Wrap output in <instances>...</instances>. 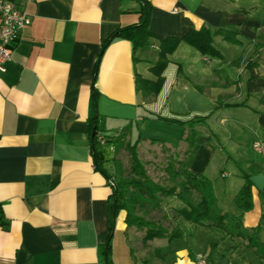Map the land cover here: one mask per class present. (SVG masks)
Segmentation results:
<instances>
[{
  "label": "crops",
  "instance_id": "0c3cea01",
  "mask_svg": "<svg viewBox=\"0 0 264 264\" xmlns=\"http://www.w3.org/2000/svg\"><path fill=\"white\" fill-rule=\"evenodd\" d=\"M8 1L31 24L0 74V264H101L111 188L92 157L89 122L96 115L98 137L131 125V135L142 136L143 127L142 137L156 139L146 131L157 124L165 134H178L175 142L161 141L184 149L187 128L155 116L180 122L206 117L194 126L199 148L188 170L203 174L213 161L212 134L231 152L224 166L233 169L222 171L226 195L216 196L217 203L241 214L234 198L245 174L253 206L243 225L259 224L264 161L251 144L264 139V0H147L154 38L134 54L129 41L115 39L99 59L115 30L139 22L137 0ZM201 27L230 30L240 43L215 36L221 56L211 57L180 42L168 56L158 94L137 88L136 77L156 79L149 68L157 53L148 54V47L157 51L161 40ZM124 218L120 212L115 220L111 264H196L199 255L209 264H257L244 247L232 250L221 230L185 221L179 223L182 237L154 239L140 257L129 245Z\"/></svg>",
  "mask_w": 264,
  "mask_h": 264
},
{
  "label": "trees",
  "instance_id": "16d2710c",
  "mask_svg": "<svg viewBox=\"0 0 264 264\" xmlns=\"http://www.w3.org/2000/svg\"><path fill=\"white\" fill-rule=\"evenodd\" d=\"M141 4L140 20L137 24L130 25L115 30L103 43L98 59L101 57L108 45L115 39H125L131 43L133 54L148 45V40L154 38L149 30V19L151 7L147 0H137ZM220 36L223 40L239 44L236 33L225 30H211L207 27L191 29L182 38L170 37L160 41L157 59L149 68L150 73L156 78L153 80L136 77L137 88L145 92L146 95L155 97L163 84L162 73L168 64V56L174 53L180 42H185L203 55L220 57L219 52L213 47V37ZM98 63V61H97ZM97 65V64H96ZM94 104L96 105V94L93 93ZM219 106V105H218ZM206 117L196 118L187 122L163 118L156 115L155 120L187 128L183 141L187 148L184 152L186 160L177 161V169L167 167L170 178H180L177 185L169 188L155 183L147 174L146 164L138 155L137 146L141 140H148L152 143L165 144L161 140L149 139L137 136L133 143L127 139L131 134V125L124 127L114 135L99 136V118L96 115L89 122V134L91 137V152L95 169L101 172L108 180L111 194L107 202L109 216L108 236L101 248V264H111V241L115 220L120 212L125 213L124 223L126 230L136 228L144 231L142 241L148 243L154 239H167L172 241L183 236L179 227L173 228L168 232V228L156 223L153 220L145 219L137 215L136 210L141 209L147 204L155 207L159 206V197L176 198L181 206L174 210V217L183 219L189 224L215 228L224 232V235L233 241L232 250L239 247L252 251L257 264H264V215L260 222L253 228H246L243 225V215L252 209V184L248 177L243 174L244 183L234 198V202L241 210L238 216L224 212L217 204V199L213 193L211 182L202 174L191 173L188 168L198 151L199 144L197 138L199 133L194 129L197 123H204ZM208 141L214 143V136L210 134ZM171 147H177L172 144ZM125 149L129 156V169L125 174L121 166L114 160L112 151L118 153ZM111 164L114 170L112 175L105 167ZM198 195V198L195 195Z\"/></svg>",
  "mask_w": 264,
  "mask_h": 264
},
{
  "label": "rangeland",
  "instance_id": "374dc122",
  "mask_svg": "<svg viewBox=\"0 0 264 264\" xmlns=\"http://www.w3.org/2000/svg\"><path fill=\"white\" fill-rule=\"evenodd\" d=\"M146 51L148 52V54H150L149 52L154 53V56H155V54L158 53V48L156 51L148 47ZM158 127L159 126L157 124L151 125L150 127H148L146 131V136H149V137L152 136L156 138L157 140L166 139L167 141H171V142L177 141L178 134H174V133L165 134V132L162 129H159ZM142 128L143 127L141 128L139 127V130L140 132H142L141 135L145 136L143 131H141ZM137 136L130 134L127 140L130 143H133L135 139L137 138ZM211 145L213 149L217 151V153L214 156L213 161L206 168L205 172L202 175L211 182L212 190L216 197L221 194L226 195V194H223L224 192L223 191L224 179L222 177L223 169L226 173H228V175L232 173L231 170L233 169H231L232 167H229L228 165L226 167L224 166V164L226 163L228 159L231 160L230 159L231 152L228 149L226 150L222 146L219 147V144H217L215 141ZM215 145L218 146V148L220 149H217ZM185 150L186 148L184 149L181 146L174 148V147H171L169 144L152 143L148 140H141L137 146V152H138L139 158L146 164L147 174L150 176V178L155 183H158L166 188H169L173 185H177L179 180H181L180 178H177V179L174 178L172 180L170 178V173H168L167 171V167L169 166V167L174 168V170H176L178 167L177 161L180 160L181 162H184L186 160V158L184 157ZM111 154L113 155L114 160L119 163L124 173L127 174L128 169H129V156L126 150L122 149L118 153L112 151ZM219 155L222 157L221 160H220ZM105 167L107 169L109 167L110 168L109 172L112 175L114 174V170L111 164H106ZM235 168L237 169V166H235ZM195 197L198 198V195L196 194ZM222 198L223 197H221V200H220L221 203L223 202ZM158 203H159L158 207H155L151 204H147V206L136 210V214L143 216L145 219L153 220L156 223L167 227L168 232H171L173 228L179 227L180 222H184L183 219L174 217V210L181 206V203L176 198L159 197ZM143 235H144V231L138 230L136 228H131V229H128L127 231L129 245L131 246L132 251L134 253H137L138 256L140 257L145 254L144 250L146 248V243L142 241ZM244 250L248 252H252L245 248ZM253 255L255 254L253 253ZM199 257H204L207 264H209L207 257L203 255H199L196 257V260Z\"/></svg>",
  "mask_w": 264,
  "mask_h": 264
},
{
  "label": "built area",
  "instance_id": "2783aa9c",
  "mask_svg": "<svg viewBox=\"0 0 264 264\" xmlns=\"http://www.w3.org/2000/svg\"><path fill=\"white\" fill-rule=\"evenodd\" d=\"M31 24L28 14L8 0H0V74L6 71L5 63L10 58L11 47L18 40L20 32ZM251 149L264 161V139L253 140ZM196 264H207L199 257Z\"/></svg>",
  "mask_w": 264,
  "mask_h": 264
}]
</instances>
